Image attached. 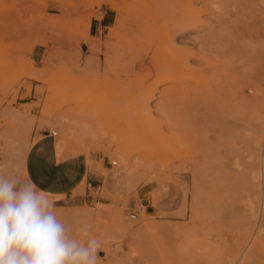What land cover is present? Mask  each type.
Listing matches in <instances>:
<instances>
[{
    "label": "rangeland",
    "instance_id": "1",
    "mask_svg": "<svg viewBox=\"0 0 264 264\" xmlns=\"http://www.w3.org/2000/svg\"><path fill=\"white\" fill-rule=\"evenodd\" d=\"M45 134L97 264H264V0H0L6 172Z\"/></svg>",
    "mask_w": 264,
    "mask_h": 264
},
{
    "label": "clouds",
    "instance_id": "2",
    "mask_svg": "<svg viewBox=\"0 0 264 264\" xmlns=\"http://www.w3.org/2000/svg\"><path fill=\"white\" fill-rule=\"evenodd\" d=\"M100 247L95 236L82 242L72 235L30 179L0 174V264H97Z\"/></svg>",
    "mask_w": 264,
    "mask_h": 264
},
{
    "label": "crops",
    "instance_id": "3",
    "mask_svg": "<svg viewBox=\"0 0 264 264\" xmlns=\"http://www.w3.org/2000/svg\"><path fill=\"white\" fill-rule=\"evenodd\" d=\"M112 23V14L105 11L102 17L95 18L90 23L88 34L89 30L91 34L98 33L102 27H108ZM44 137L34 144L28 154L26 150L23 159L17 157L16 174H19L23 179H30L41 190L63 194V196L70 194L76 185L83 181L87 173L86 167L76 157L66 158L63 141L56 142L54 148L51 145L49 134H45ZM11 163L12 161L0 157V174H10L6 170H10Z\"/></svg>",
    "mask_w": 264,
    "mask_h": 264
},
{
    "label": "bare ground",
    "instance_id": "4",
    "mask_svg": "<svg viewBox=\"0 0 264 264\" xmlns=\"http://www.w3.org/2000/svg\"><path fill=\"white\" fill-rule=\"evenodd\" d=\"M109 4L112 6V7H117L118 8V6L117 5H115L114 3H112L111 1H109ZM21 114V113H20ZM16 117H17V114H16ZM19 118V117H18ZM16 121V120H15ZM21 121V120H20ZM25 130V129H24ZM28 133V132H27ZM36 143V141L33 143V145L31 146V147H27V154L30 152V150L33 148V146H34V144ZM119 156H120V160H121V165H122V167L124 168V169H126V170H129L130 168H131V164H130V160H129V158L125 155V154H123V153H120L119 154ZM28 157V156H27ZM261 168H262V166H261ZM261 174V173H260ZM263 177H264V169H263V171H262V174H261V178L263 179ZM258 178V177H257ZM260 179V178H259ZM263 182L261 181V184H262ZM263 185V184H262ZM261 185V186H262ZM262 188V187H261ZM263 192V191H262ZM261 192V193H262ZM262 195V194H261ZM263 196V195H262ZM262 198V197H261ZM261 200H263V198L261 199ZM82 214V213H81ZM151 221V220H150ZM255 230V229H254ZM255 232V231H254ZM253 232V233H254ZM248 244V243H247ZM245 249V248H244ZM238 259V258H237Z\"/></svg>",
    "mask_w": 264,
    "mask_h": 264
},
{
    "label": "built area",
    "instance_id": "5",
    "mask_svg": "<svg viewBox=\"0 0 264 264\" xmlns=\"http://www.w3.org/2000/svg\"><path fill=\"white\" fill-rule=\"evenodd\" d=\"M53 134H56V131H52ZM113 164H116V161L113 162ZM137 217V213H132L131 214V218H136Z\"/></svg>",
    "mask_w": 264,
    "mask_h": 264
}]
</instances>
